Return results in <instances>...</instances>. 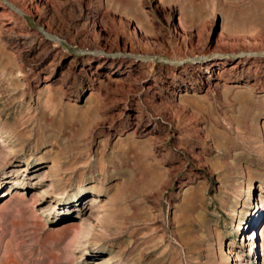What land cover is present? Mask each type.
I'll list each match as a JSON object with an SVG mask.
<instances>
[{
    "label": "rangeland",
    "instance_id": "374dc122",
    "mask_svg": "<svg viewBox=\"0 0 264 264\" xmlns=\"http://www.w3.org/2000/svg\"><path fill=\"white\" fill-rule=\"evenodd\" d=\"M9 1L0 264H264V0Z\"/></svg>",
    "mask_w": 264,
    "mask_h": 264
},
{
    "label": "water",
    "instance_id": "95a60500",
    "mask_svg": "<svg viewBox=\"0 0 264 264\" xmlns=\"http://www.w3.org/2000/svg\"><path fill=\"white\" fill-rule=\"evenodd\" d=\"M6 6H8L9 9H11L13 12L17 13L19 16H21L22 18H24L26 20V22L36 31H38L39 33H41L45 38H47L48 40L54 41V42H58L66 51H68L69 53L73 54V55H81L84 52H81L80 49L75 48L74 46H72L71 44H69L68 42H66L65 40H62L60 38H58L57 36L49 33L43 26H41L40 24H38L34 18H32L31 16L27 15L25 12H23L20 8H18L17 6H15L13 3H11L9 0H2ZM244 56H250V57H264V52H243L241 55H239L238 57H244ZM138 59L140 60H144V61H151V62H156V63H164L166 62L163 58L161 57H156V56H138ZM199 60H205V58L202 57H197L194 60H191L192 62L196 63ZM189 61V62H191ZM180 66L183 64L188 63V61H180L177 62Z\"/></svg>",
    "mask_w": 264,
    "mask_h": 264
},
{
    "label": "bare ground",
    "instance_id": "6f19581e",
    "mask_svg": "<svg viewBox=\"0 0 264 264\" xmlns=\"http://www.w3.org/2000/svg\"><path fill=\"white\" fill-rule=\"evenodd\" d=\"M37 22L39 23V20H38V18H37ZM41 23V22H40ZM81 52H84V51H82L81 50ZM97 52H98V50H96L95 51V53L96 54H94L93 56H92V58L93 59H95V60H98V61H103L104 62V64H106V62H108V61H118L119 59L120 60H127V59H129V58H127L126 57V55H127V53H124L123 54V56H119L120 58H117V59H112V58H110V56H111V53L110 52H107L106 54H97ZM241 55V54H240ZM76 56H78V55H76ZM141 56H143V55H141ZM151 56H156V57H159V56H157V55H151ZM235 57V56H234ZM244 57H247V56H244ZM244 57H242V58H244ZM248 57H250V56H248ZM138 58V57H137ZM161 58H163L166 62H164V63H162V64H172V65H179L176 61H171V60H169L168 58H166V57H161ZM255 58H262V57H255ZM140 60V59H139ZM191 63V62H190ZM215 66V65H214ZM256 221V220H255ZM254 221V222H255ZM253 222V221H252ZM263 232H264V230H263ZM248 240H250V238L248 239Z\"/></svg>",
    "mask_w": 264,
    "mask_h": 264
}]
</instances>
